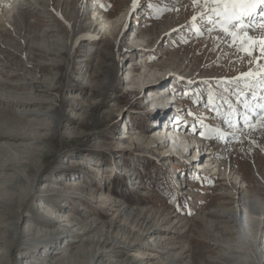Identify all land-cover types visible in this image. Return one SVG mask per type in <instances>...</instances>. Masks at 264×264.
Here are the masks:
<instances>
[{"label":"rangeland","instance_id":"1","mask_svg":"<svg viewBox=\"0 0 264 264\" xmlns=\"http://www.w3.org/2000/svg\"><path fill=\"white\" fill-rule=\"evenodd\" d=\"M206 9L203 0H139L135 10L132 0H0V92L12 100L0 104V124L20 119L15 122L22 129L36 134V140L0 144L18 145L9 157L39 197L47 196L46 186L58 187L73 175L83 182L87 189L79 197L55 199L76 225L95 219L112 231L141 220L143 235L152 232L148 244L158 246L132 251L154 254L147 261L143 256V264H160L161 258L264 264V114L253 115L264 105V54L259 45L252 57L238 51L239 42L233 46L219 25L197 31L192 18ZM253 35L259 39L264 31ZM128 69L135 78L126 84ZM166 94L173 102H162ZM238 113L249 117L247 125ZM167 116L195 130L187 138L194 142L186 146L189 152L166 162L159 153L170 149L162 132ZM130 128L139 141L120 144L118 136ZM159 142L163 149L155 152ZM196 144L204 148L195 165ZM208 146L225 153L211 157L213 165L204 152ZM200 162L202 170H195ZM87 163L102 174H91ZM1 174L16 177L11 170ZM230 182L240 189L229 190ZM15 189L0 184V198ZM105 198L110 207L101 202ZM39 202L34 198L31 209L29 202L22 208L28 232L36 227L28 214L40 216ZM94 227L92 232L101 230L99 223ZM136 233L133 228L127 242ZM57 246L59 241L47 249L51 263Z\"/></svg>","mask_w":264,"mask_h":264},{"label":"bare ground","instance_id":"2","mask_svg":"<svg viewBox=\"0 0 264 264\" xmlns=\"http://www.w3.org/2000/svg\"><path fill=\"white\" fill-rule=\"evenodd\" d=\"M100 30H103L102 27L100 28ZM94 32L95 31L93 30L92 34H94ZM134 49L135 47H131V50H132L131 54H137V52ZM144 72H145V69L141 71L142 74ZM126 74H127V78L124 79L123 82L126 84L131 83V82L133 83L134 78H135V75L133 74V70L128 69ZM111 75L112 74H110V76ZM161 89L163 88H160V90ZM8 94L9 93L6 91L0 92V99H1L0 104L1 105L2 104L12 105V100L10 99L11 97L8 98L5 96ZM163 98L164 99H161L162 102L163 100L166 102L169 100H173V97L171 94L170 95L166 94L165 96H163ZM16 102H19V100H16ZM156 103L158 104L159 102L156 101ZM163 108L166 109L165 107H162V109ZM169 108L171 109V107H168V109ZM161 112H164V111H160V115H161ZM167 113H169V110L166 111V114ZM171 115L173 116V114ZM175 118L176 117L170 118V116L169 117L167 116V119L165 118L166 120L163 119L164 122H163L162 132L163 134L167 135L166 138L170 142V149L166 152H160L159 155H160L161 160H165L166 162L171 160L172 158H178L176 156H181L183 154H186L187 152H189V148H186V146L194 144L193 141L188 142L187 138L191 137L192 132L195 130V128L194 129L192 128L190 131L189 130L187 131V128L183 126L184 123L180 119L178 118L175 119ZM170 119H173V120H170ZM15 121H21V120L16 119ZM15 121L5 120L4 123L0 124V141H7V140H11V141L17 140L18 141V140H26V139L29 140L30 138L36 140L35 138L36 134L33 132L34 130L33 131L29 130L28 132H26L28 129H22L20 127L21 123H18ZM57 121L58 120L54 121V123L56 124L55 126L58 125ZM26 125L28 126L30 125V123H27ZM36 129H40V127H36ZM157 133L159 134V132ZM135 134H136L135 130H132V128H130L127 132L120 133V135L118 136V141L120 142V144H124L126 142L134 143V141H139L138 139L139 135L138 134L135 135ZM158 141H161V140H158ZM158 141H155V142H158ZM155 142L148 141L149 144H146V145H150L151 143L153 145L155 144ZM186 142L188 144H186ZM162 143L160 142L158 143V145L156 146L155 152L158 151L157 148L163 149ZM198 145L199 144H196L191 149L193 150L194 148H196L199 150V152L197 150H195L194 152L195 161L190 160L191 163L192 164L194 163L195 165H196V161L201 159V154H202L201 149L204 148V147L200 148V146ZM17 147L18 145L14 146L12 144H7V143L6 145H4V143L0 144V184H3L4 186L10 187V188H16L15 190H17L18 188L17 193H10L9 195L8 194L5 195L4 198H0V264H33V263L34 264H64L63 259L65 258L67 259L66 260L67 263L65 264H143L144 262L147 261L146 258H151L152 256L154 257V254L151 255L148 252H145V253L132 252L134 250L137 251L136 248H138L137 246L139 245H142V247L144 248H148V249L150 248L151 250H154V251L157 250V247H158L156 245L155 246L156 248L153 249L152 243L150 245L148 244L147 238L151 237L152 232L149 236L147 235L148 237L143 235V232L145 229L140 231L141 223L139 224V222L141 220L140 221L138 220L135 225L133 223L132 224L129 223L130 225L128 226L123 222L121 226H119L116 229L114 227L115 230L111 231L107 228H106L107 230L105 229L103 230V228H105L107 224L105 226V223L100 222L95 219L91 220V222L89 223L82 222L80 225H76V222L73 223L72 222L73 219L70 218V216H68L67 214L62 216L63 214L62 211L64 210V207L59 206L62 203V200H61V203L59 204L55 199L57 200L61 199V196H65V195L67 196V198H73L74 196L79 197L83 191H86L87 188L83 186V189H82L81 184H83V182L82 181L79 182L76 178H74V175H73L69 177L68 179H66V182H60L61 180L60 181L58 180L61 183L58 187L55 186L54 188H52L51 185L50 187L46 186L45 195L47 196L39 197L37 194L38 190L33 188L31 184H28L27 177L20 175L18 173L19 171H16V166H15L16 163L12 162L13 160L11 158L12 156L9 157V155L11 154L10 151L18 152ZM204 152L205 153L207 152L206 159L207 158L209 159L208 162L213 159L217 161L215 158H211L213 156L220 157L222 155H225L223 149H220V150L218 149L217 151H214L213 148H211V146H208ZM229 153L233 156L234 151L230 149ZM227 157L228 156H226V158ZM176 160H178L181 163L180 159H176ZM211 162L209 164L213 165L214 162L212 163ZM76 164L80 165V162H76ZM201 165L202 163L200 162L197 169L195 168L194 169L202 170ZM233 167L234 166H232V169ZM235 167H236L235 170L237 171L238 168L237 166ZM86 168L89 170L91 174H95V175L102 174L101 169L98 166H95L94 164L87 163ZM229 169L231 170V166ZM8 170L13 171L16 177L14 178L5 177V175L1 174L2 172L8 171ZM13 179H14V183L17 184L16 186L12 184ZM24 183H26V185ZM229 186H230V189L229 187L227 189L233 192L238 191V189H240L239 187L237 189L235 187V184L231 182ZM63 191H67V192L63 193ZM89 196H90V200L95 202L94 196L91 195V193L89 194ZM224 197H226L227 200L230 199V200L235 201L236 199L234 196L224 195ZM34 198H40L43 202H39V205H38L39 206L38 211L40 213V216L37 215L38 217L32 218L33 214L32 215L28 214V218L32 219L33 222L35 221V224H36V227L33 230H29L28 232V230L22 226L23 225L22 221L25 220V215L22 214V208L25 203L29 202V204L27 205L25 204V206H28L31 209L32 207L31 202H32V199ZM108 199L101 201L102 203L105 202L104 207L106 208L111 206V203L109 202ZM1 200H4V201H1ZM248 204L250 205V201H248ZM216 213H210L208 215L213 216V217H221V216L225 217V215H221L222 213H220L219 216H217ZM99 215L103 216L105 215V213L100 214L96 212V217H98ZM114 218L116 219V217ZM228 218L230 217L228 216ZM18 220L20 222V226L18 225ZM97 223H99V227L101 230L100 231L96 230L92 232L94 225ZM110 226L113 227V225L111 224ZM132 227L137 228L138 233H136L135 237L132 239V243H130V242H127V238L129 234L133 232ZM131 236L133 237V235ZM61 240H64L68 243H63L64 241L61 242ZM58 241L60 242V246H57L58 247L57 249L52 250L53 252H55L54 254H56V257H53L55 260H53V262L51 263L48 260V258H46L47 255L49 254V252H47V249L50 246L51 247L54 246ZM260 243L262 242L260 241ZM126 249H130V250H127V252H125V255L123 256L124 250L126 251ZM254 249H255L254 250L255 252L259 250L257 247H255ZM262 249L263 248H260L259 252H262ZM6 252H8V255L11 261L7 259ZM143 256H146L145 257L146 261H143ZM172 257L174 259V256ZM181 257L182 255L178 254V261L181 259ZM167 260L168 259L161 258L160 260L161 262L159 263L160 264H173L172 259L169 262Z\"/></svg>","mask_w":264,"mask_h":264},{"label":"snow or ice","instance_id":"3","mask_svg":"<svg viewBox=\"0 0 264 264\" xmlns=\"http://www.w3.org/2000/svg\"><path fill=\"white\" fill-rule=\"evenodd\" d=\"M193 3H200V0H193ZM203 3L207 6L206 11L199 17L193 16L192 18L197 31H202L204 25L213 28L219 25L220 32L230 38L233 46H237L239 42L238 51H243L252 57L256 46L259 45L261 53L264 54V35L259 39L253 35L257 28L264 31V0H203ZM138 4L139 0H132L133 10ZM247 75L251 76L252 73ZM261 114H264V105L260 106V112L253 113V115ZM238 115L242 116L247 125L249 117L246 114L238 113ZM229 126L236 128L231 121H229ZM259 128L261 132H264V123H261ZM216 131L219 133V130ZM218 138L224 139L225 137L219 134Z\"/></svg>","mask_w":264,"mask_h":264}]
</instances>
